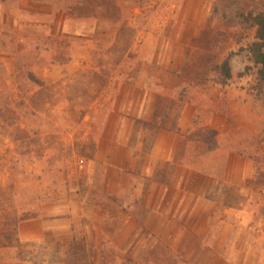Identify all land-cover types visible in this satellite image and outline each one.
<instances>
[{"label":"rangeland","instance_id":"374dc122","mask_svg":"<svg viewBox=\"0 0 264 264\" xmlns=\"http://www.w3.org/2000/svg\"><path fill=\"white\" fill-rule=\"evenodd\" d=\"M262 6L0 0V264H264ZM162 128L188 139L146 171ZM117 135L141 151L118 173L99 157ZM151 182L200 190L210 219L148 218Z\"/></svg>","mask_w":264,"mask_h":264},{"label":"crops","instance_id":"0c3cea01","mask_svg":"<svg viewBox=\"0 0 264 264\" xmlns=\"http://www.w3.org/2000/svg\"><path fill=\"white\" fill-rule=\"evenodd\" d=\"M118 122L119 127H122L121 120H117V123ZM188 126V124H183L181 128L182 130H187ZM112 127H114L115 130L117 129L116 126L113 125H111L109 129H112ZM185 139L188 138L182 135L180 137L178 134L170 133L162 128L158 136L149 146L147 153H144L146 156V171L153 170L155 164L174 162L177 155L181 153L180 145H182ZM135 152L138 151L130 147V141H128L127 138L122 139V137L119 138L117 135L108 142L104 151L99 152V157H101L103 161H106L108 166L112 167L113 170L118 173L119 171L125 172V170L131 168V159ZM138 153L140 154L141 151ZM168 194L169 188H164V185L161 186V183L154 184V182H151L145 194V209L149 210L148 218L160 220L158 222L160 225H167L169 224V220L172 219L176 220L174 223L177 225H194L196 223H202V213L206 211L205 218L207 220L210 219V210L212 207L207 203L209 200L203 199L200 190L179 192L175 201H173L174 204L169 200ZM203 203H206V207H203ZM170 212H172V214ZM196 219L198 220L197 222L195 221ZM33 221L35 224L37 223L39 227L42 226L39 216L38 218H34ZM45 224L48 225V223ZM63 224L67 225V223H62L61 225ZM51 225L53 224L51 223Z\"/></svg>","mask_w":264,"mask_h":264},{"label":"trees","instance_id":"16d2710c","mask_svg":"<svg viewBox=\"0 0 264 264\" xmlns=\"http://www.w3.org/2000/svg\"><path fill=\"white\" fill-rule=\"evenodd\" d=\"M248 21L251 26L256 29L255 40L249 46L248 53L250 60L254 67L256 68V89H252V92H256V99L263 102L264 104V6L261 8H256V10L250 11L248 13ZM221 76L230 79L231 71L229 62L223 63ZM262 150V148H260Z\"/></svg>","mask_w":264,"mask_h":264},{"label":"built area","instance_id":"2783aa9c","mask_svg":"<svg viewBox=\"0 0 264 264\" xmlns=\"http://www.w3.org/2000/svg\"><path fill=\"white\" fill-rule=\"evenodd\" d=\"M82 168H83V164H81Z\"/></svg>","mask_w":264,"mask_h":264}]
</instances>
